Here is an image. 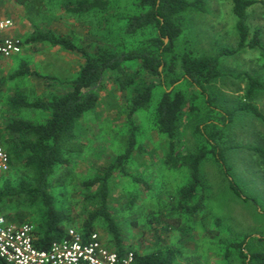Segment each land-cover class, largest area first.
<instances>
[{
  "label": "rangeland",
  "instance_id": "1",
  "mask_svg": "<svg viewBox=\"0 0 264 264\" xmlns=\"http://www.w3.org/2000/svg\"><path fill=\"white\" fill-rule=\"evenodd\" d=\"M135 3V0H109L106 8L101 9L97 6L77 8L76 0H9L5 9L10 16L7 18L13 20L11 28L17 32L13 37L21 38L24 44L20 54L5 60L0 58L1 126L15 118L45 121L48 112L18 105L24 100H47L53 94L66 92L67 82L77 76L84 62L81 54L62 46L28 43L34 28L71 37L79 46L89 48L112 38L118 43L128 16L137 10ZM233 6V0H206L205 11L183 12L178 19L183 34L177 41V55L189 52L193 56H214L223 49L236 48L240 34ZM246 23L250 30L248 41L258 31L264 47V0H256L248 8ZM131 45L127 38L122 49H129ZM261 53L260 47L248 46L233 55L222 56L220 65L224 75L207 86L206 94L186 80L179 60L180 80L170 86L165 82L158 84L150 108L133 115L134 123L140 127L137 138L142 148L134 152L128 170L145 183L115 172L109 196V207L120 226L125 250L147 253L173 247L178 250L175 264H243L239 250L231 245L246 237V244L264 237V169L258 164V156L246 148L264 147V121L242 111L232 121L222 116L223 112L247 101L248 75L264 83ZM25 65L38 75L19 74ZM160 70L163 72V67ZM165 90L185 94L176 137V149L180 153L209 147L205 131L212 122L219 124L224 136L221 147H235L227 150L230 170L213 154L204 160L201 173L206 197L203 209L194 216L187 212L182 215L168 212L172 195L187 185L190 178L186 169L165 165L169 138L153 126V113ZM129 94V90H120L110 78H103L97 107L85 113L77 123V136L85 144L84 152L72 154L70 164L57 168L51 177V191L59 205L72 215L73 225L67 224V229L82 228L93 209L87 199L90 191L83 182L100 175L127 145ZM209 96L214 99L212 105ZM250 101L264 114V88L257 90ZM198 127L204 133L198 131ZM0 178V186L7 178L16 185L17 170L11 169ZM232 179L242 195L232 189ZM3 210L0 213L17 223H23L17 216V212L23 211L25 223L37 226L33 215L28 213L32 211L28 206L7 201ZM95 231L114 249L115 237L108 232L105 221H98ZM252 246L253 250H264V242H255Z\"/></svg>",
  "mask_w": 264,
  "mask_h": 264
},
{
  "label": "trees",
  "instance_id": "2",
  "mask_svg": "<svg viewBox=\"0 0 264 264\" xmlns=\"http://www.w3.org/2000/svg\"><path fill=\"white\" fill-rule=\"evenodd\" d=\"M135 1L137 10L128 16V22L122 28L119 37L120 44L115 43L112 38L107 43L99 42L95 48L79 46L71 37L38 27L34 28L27 40L28 43L62 46L81 54L84 59L77 76L67 82L69 87L66 92L53 94L47 100L36 99L32 102L24 100L18 105L48 112L49 116L45 121L34 122L25 118H15L0 131L2 144L10 157L11 169L17 170L18 176L16 185L11 179L3 180V185L0 186V210L4 209L7 201L30 207L32 211L28 213L37 221V226L34 225V244L39 249H49L54 241L63 239L67 235V224L72 223V215L59 205L51 191V177L57 168L70 164L72 154L84 152L85 144L77 136V123L85 113L97 107L99 89L105 76L113 80L120 90L130 91L128 106L130 130L124 150L116 155L100 175L83 182L90 191L87 199L93 204V209L79 230L87 236L95 231L98 221H105L108 232L115 237L113 248L122 253L125 248L120 237V226L109 207L110 182L114 173L119 172L131 176L137 182L145 183L128 170V163L134 152L142 148L138 145L137 138L140 127L134 123L133 115L141 109L150 108L153 92L158 84L165 82L170 86L180 80V76L177 75L179 60L186 80L206 94L207 86L224 75L220 65L222 56L233 55L250 46L260 47L264 59V47L260 43L259 32L257 31L254 38L248 41L250 30L246 16L248 8L255 4L256 0H233V11L238 18L237 27L240 34L238 46L223 49L214 56H193L189 52L179 56L176 53L177 41L183 34V28L178 21L179 16L188 10L205 11L206 0ZM108 3L109 0H76L77 8L97 6L102 9L106 8ZM127 38L132 45L129 49H122ZM165 38H168V42H165ZM132 63L137 68L134 69ZM161 66L163 72L160 70ZM19 74L37 73L25 65ZM263 88L262 80L248 75L247 101L242 102L234 110H229L225 114L223 112L222 116L232 121L235 115L242 111L264 121V114L250 101L254 93ZM208 101L211 105L214 104V99L210 96ZM184 102L183 92L165 90L152 119L155 129L169 138L168 153L164 156L165 165L169 168L186 169L190 178L187 185L172 195V204L168 212L171 215L174 213L182 215L183 212H187L194 216L203 209L206 197L201 173L204 160L209 154H213L230 170L227 150L235 147H221L220 142H224V136L219 124L212 122L207 124L210 127L205 131L209 147L203 146L194 152L180 153L176 149V137ZM212 127L215 130H210ZM218 128L219 130H216ZM198 131L203 132L200 127ZM246 148L258 156V164L264 169V147L255 145ZM231 186L238 195H242L234 179L231 180ZM17 216L19 221L25 223L23 211L17 212ZM251 241L246 244V237L231 246L239 250L243 264H264V250L252 249V244L264 242V237H257ZM177 255L178 250L173 247L147 253L135 251V264H175ZM0 264L6 263L0 259Z\"/></svg>",
  "mask_w": 264,
  "mask_h": 264
},
{
  "label": "built area",
  "instance_id": "3",
  "mask_svg": "<svg viewBox=\"0 0 264 264\" xmlns=\"http://www.w3.org/2000/svg\"><path fill=\"white\" fill-rule=\"evenodd\" d=\"M12 26V19H0V32ZM22 50L21 38L0 37V58L9 59ZM1 124L0 113V131ZM10 169V157L0 136V177ZM34 230L33 224L17 223L0 213V259L6 264H135L136 261L133 250L120 253L110 248L98 231L85 236L79 229L69 227L63 239L54 241L49 249H39L34 244Z\"/></svg>",
  "mask_w": 264,
  "mask_h": 264
},
{
  "label": "crops",
  "instance_id": "4",
  "mask_svg": "<svg viewBox=\"0 0 264 264\" xmlns=\"http://www.w3.org/2000/svg\"><path fill=\"white\" fill-rule=\"evenodd\" d=\"M8 3H9V0H0V19L10 17L9 14L6 13V9H5V7L8 5ZM15 12H16V10H15ZM15 35H17L16 29H13L11 27L0 32V37H8V36H15Z\"/></svg>",
  "mask_w": 264,
  "mask_h": 264
},
{
  "label": "water",
  "instance_id": "5",
  "mask_svg": "<svg viewBox=\"0 0 264 264\" xmlns=\"http://www.w3.org/2000/svg\"><path fill=\"white\" fill-rule=\"evenodd\" d=\"M165 41L167 42L168 41V38H165ZM162 68V66L160 67V69Z\"/></svg>",
  "mask_w": 264,
  "mask_h": 264
}]
</instances>
